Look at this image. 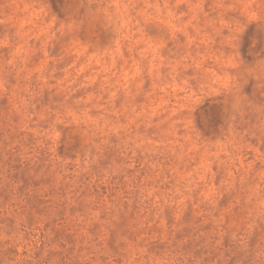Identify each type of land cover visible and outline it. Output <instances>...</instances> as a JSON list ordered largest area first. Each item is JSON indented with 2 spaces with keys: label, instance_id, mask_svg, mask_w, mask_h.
Masks as SVG:
<instances>
[{
  "label": "rangeland",
  "instance_id": "rangeland-1",
  "mask_svg": "<svg viewBox=\"0 0 264 264\" xmlns=\"http://www.w3.org/2000/svg\"><path fill=\"white\" fill-rule=\"evenodd\" d=\"M0 264H264V0H0Z\"/></svg>",
  "mask_w": 264,
  "mask_h": 264
}]
</instances>
